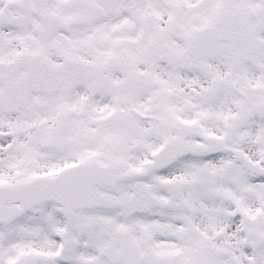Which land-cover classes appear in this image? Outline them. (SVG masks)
<instances>
[{
    "label": "snow or ice",
    "instance_id": "obj_1",
    "mask_svg": "<svg viewBox=\"0 0 264 264\" xmlns=\"http://www.w3.org/2000/svg\"><path fill=\"white\" fill-rule=\"evenodd\" d=\"M0 264H264V0H0Z\"/></svg>",
    "mask_w": 264,
    "mask_h": 264
}]
</instances>
